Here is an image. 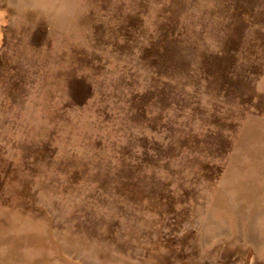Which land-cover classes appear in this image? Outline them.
<instances>
[{"label":"rangeland","instance_id":"1","mask_svg":"<svg viewBox=\"0 0 264 264\" xmlns=\"http://www.w3.org/2000/svg\"><path fill=\"white\" fill-rule=\"evenodd\" d=\"M0 264H264V0H0Z\"/></svg>","mask_w":264,"mask_h":264}]
</instances>
